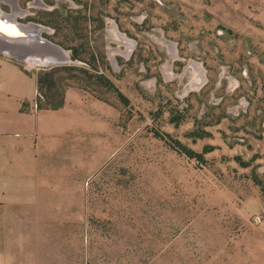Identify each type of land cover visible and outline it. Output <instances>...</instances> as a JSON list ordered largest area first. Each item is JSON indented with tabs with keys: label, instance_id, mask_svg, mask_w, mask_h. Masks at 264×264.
<instances>
[{
	"label": "rangeland",
	"instance_id": "374dc122",
	"mask_svg": "<svg viewBox=\"0 0 264 264\" xmlns=\"http://www.w3.org/2000/svg\"><path fill=\"white\" fill-rule=\"evenodd\" d=\"M17 5L66 61L0 54L54 71L42 104L88 101L59 169L20 164L0 195V264H264V0Z\"/></svg>",
	"mask_w": 264,
	"mask_h": 264
},
{
	"label": "crops",
	"instance_id": "0c3cea01",
	"mask_svg": "<svg viewBox=\"0 0 264 264\" xmlns=\"http://www.w3.org/2000/svg\"><path fill=\"white\" fill-rule=\"evenodd\" d=\"M38 74L0 54V195L14 192L20 164L59 169V118L70 106H85L83 93L65 96L61 107L39 108ZM19 165V166H18Z\"/></svg>",
	"mask_w": 264,
	"mask_h": 264
},
{
	"label": "water",
	"instance_id": "95a60500",
	"mask_svg": "<svg viewBox=\"0 0 264 264\" xmlns=\"http://www.w3.org/2000/svg\"><path fill=\"white\" fill-rule=\"evenodd\" d=\"M43 28L36 25H23L15 21L12 17H9L0 10V51L18 60H25L27 52H34L38 46L43 44H50L41 36ZM6 44L11 50L8 52L4 49ZM59 51L67 57V54L57 45H53ZM66 60H43L41 62H35L37 65H43L45 67L56 66L57 64ZM69 61V60H67Z\"/></svg>",
	"mask_w": 264,
	"mask_h": 264
},
{
	"label": "bare ground",
	"instance_id": "6f19581e",
	"mask_svg": "<svg viewBox=\"0 0 264 264\" xmlns=\"http://www.w3.org/2000/svg\"><path fill=\"white\" fill-rule=\"evenodd\" d=\"M9 17H12L13 19L15 16H11L10 14H6ZM4 49L8 52L10 47L6 44H3ZM53 48V49H52ZM26 54V60L28 62H41L43 60H64L66 57L64 54H62L61 51H59L57 48H55L53 45L50 44H43L41 46H38L34 52H27Z\"/></svg>",
	"mask_w": 264,
	"mask_h": 264
},
{
	"label": "trees",
	"instance_id": "16d2710c",
	"mask_svg": "<svg viewBox=\"0 0 264 264\" xmlns=\"http://www.w3.org/2000/svg\"><path fill=\"white\" fill-rule=\"evenodd\" d=\"M55 69V68H53ZM54 71L51 69V71H45V72H41V73H38V76H37V81H38V94H37V98H36V104L39 108H51V109H55V108H58V107H61L63 105V100H60L57 104L55 105H50V104H42L41 103V99H42V95L40 93V89H41V86L48 82L49 84L51 83L50 80L47 79V77H50Z\"/></svg>",
	"mask_w": 264,
	"mask_h": 264
},
{
	"label": "flooded vegetation",
	"instance_id": "af4514ba",
	"mask_svg": "<svg viewBox=\"0 0 264 264\" xmlns=\"http://www.w3.org/2000/svg\"><path fill=\"white\" fill-rule=\"evenodd\" d=\"M4 1L11 3V4L15 5L16 7H18L17 0H4Z\"/></svg>",
	"mask_w": 264,
	"mask_h": 264
}]
</instances>
